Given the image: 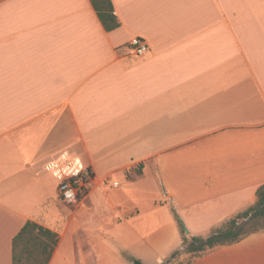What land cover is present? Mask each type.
I'll return each instance as SVG.
<instances>
[{
	"label": "crops",
	"instance_id": "0c3cea01",
	"mask_svg": "<svg viewBox=\"0 0 264 264\" xmlns=\"http://www.w3.org/2000/svg\"><path fill=\"white\" fill-rule=\"evenodd\" d=\"M110 1L107 31L91 0H0V264L27 221L57 238L43 264H160L175 214L194 231L264 184V0ZM87 169L73 224L57 184ZM184 264H264V231Z\"/></svg>",
	"mask_w": 264,
	"mask_h": 264
},
{
	"label": "rangeland",
	"instance_id": "374dc122",
	"mask_svg": "<svg viewBox=\"0 0 264 264\" xmlns=\"http://www.w3.org/2000/svg\"><path fill=\"white\" fill-rule=\"evenodd\" d=\"M91 173V171H90ZM113 177H111L112 179ZM153 178L155 177L152 174H149L146 176V183L144 184L146 188H152L156 190H164L162 189L161 185L155 184L153 181ZM93 186V185H92ZM90 187V189L92 188ZM160 190V191H161ZM60 200V198H59ZM61 201V200H60ZM62 202V201H61ZM63 203V202H62ZM64 204V203H63ZM65 205V204H64ZM66 207L70 208V215L71 220L73 224H77L81 221V214L84 213V211H78L75 212L74 207H69L65 205ZM173 212L175 210L173 209ZM241 213L227 216V217H218V216H211L208 217L209 222L206 220L200 221L201 224L199 226H196V230H190L188 226L186 228L189 230V233L186 234L184 232V229L182 225L177 221L178 227H179V233L181 237V250L180 251H174L170 257H168L166 260H164V264H184L197 256L199 253L205 252L207 249L205 246L203 247V251H186L187 246H189V243L191 242L193 237L198 238H205L208 236L215 228L224 226L229 219L236 218L239 223H242L247 220V217H241ZM177 215V214H175ZM178 216V215H177ZM240 216V217H239ZM179 217V216H178ZM205 218V217H204ZM222 218V219H220ZM182 222V221H181ZM199 222V223H200ZM95 223V222H94ZM264 221L262 219L254 220V221H248L245 225L243 230H253V228H262ZM264 229V228H262ZM264 231V230H263ZM51 240V237L47 234H45L41 230H37L35 227H30L25 233H23V236L17 241L15 240L14 243V264H43L47 254H48V245ZM142 262V261H141ZM145 264V263H144Z\"/></svg>",
	"mask_w": 264,
	"mask_h": 264
},
{
	"label": "trees",
	"instance_id": "16d2710c",
	"mask_svg": "<svg viewBox=\"0 0 264 264\" xmlns=\"http://www.w3.org/2000/svg\"><path fill=\"white\" fill-rule=\"evenodd\" d=\"M92 5L97 13V16L99 17V20L103 24L104 28L107 31H111L118 27L119 22L116 18V15L113 11V6L110 0H91ZM88 172H90V169H87ZM240 217V216H239ZM241 217H247V220L239 223L236 218H231L229 221L221 227L215 228L208 236L205 238H198L193 237L191 242L189 243V246H187L186 251H203V247H206V251L213 249L217 246H224L229 245L232 243H235L242 238L248 236L251 233L263 231L264 229V223H262V228H253V230L247 231L243 230L244 225L248 221H254L262 219L264 221V184L260 185L256 190V200L254 204L249 206L247 209H245L241 213ZM175 218L177 221L181 224V220L177 215H175ZM36 225L30 221H27L22 229V231L19 233V236L22 233H25L30 227H35ZM38 230L43 231L45 234L49 235L51 237V240L48 245V254L52 250L53 245L55 244L57 238L55 234L51 233L47 229H42V227H38ZM18 236V237H19ZM205 251V252H206ZM204 253V252H203ZM202 252L199 253L197 256L203 254ZM47 254V256H48ZM195 256V257H197ZM14 258V257H13ZM47 259V257H46ZM45 262V261H44ZM133 264H144L139 259H132ZM165 262H162L160 264H164Z\"/></svg>",
	"mask_w": 264,
	"mask_h": 264
},
{
	"label": "built area",
	"instance_id": "2783aa9c",
	"mask_svg": "<svg viewBox=\"0 0 264 264\" xmlns=\"http://www.w3.org/2000/svg\"><path fill=\"white\" fill-rule=\"evenodd\" d=\"M128 47L133 55L140 57L146 53L148 44L143 38L135 36L130 39ZM92 183V175L87 170L72 176H65L60 179L57 184L58 197L69 207L84 208L87 194L92 186ZM101 184L106 187H117L119 183L107 176L101 180ZM69 189L75 192V199L71 203H69L64 197V192Z\"/></svg>",
	"mask_w": 264,
	"mask_h": 264
},
{
	"label": "clouds",
	"instance_id": "9594fccd",
	"mask_svg": "<svg viewBox=\"0 0 264 264\" xmlns=\"http://www.w3.org/2000/svg\"><path fill=\"white\" fill-rule=\"evenodd\" d=\"M64 197L69 203H71L75 199V192L69 189L64 192Z\"/></svg>",
	"mask_w": 264,
	"mask_h": 264
},
{
	"label": "water",
	"instance_id": "95a60500",
	"mask_svg": "<svg viewBox=\"0 0 264 264\" xmlns=\"http://www.w3.org/2000/svg\"><path fill=\"white\" fill-rule=\"evenodd\" d=\"M181 224H182V227H183V229H184V232H185L186 234H188V233H189V230L186 228V226L184 225L183 222H181Z\"/></svg>",
	"mask_w": 264,
	"mask_h": 264
}]
</instances>
